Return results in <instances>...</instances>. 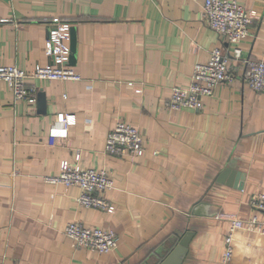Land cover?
I'll use <instances>...</instances> for the list:
<instances>
[{
	"label": "crops",
	"instance_id": "0c3cea01",
	"mask_svg": "<svg viewBox=\"0 0 264 264\" xmlns=\"http://www.w3.org/2000/svg\"><path fill=\"white\" fill-rule=\"evenodd\" d=\"M238 1L252 22L231 44L205 23L204 0H0V66L31 74L49 63L46 23L59 16L72 24L70 64L82 77L27 78L43 107L15 101L0 80V264H222L230 221L262 217L248 200L264 192V91L250 89L243 64L231 60L232 80L202 109L168 110L163 101L172 86H188L194 63L214 47L262 57L264 0ZM59 113L75 123L51 138ZM118 120L139 128V158L104 153ZM64 160L108 171L114 212L84 208L77 187L44 181ZM72 221L113 230L117 247H73L64 234ZM235 250L240 262L247 253Z\"/></svg>",
	"mask_w": 264,
	"mask_h": 264
},
{
	"label": "built area",
	"instance_id": "2783aa9c",
	"mask_svg": "<svg viewBox=\"0 0 264 264\" xmlns=\"http://www.w3.org/2000/svg\"><path fill=\"white\" fill-rule=\"evenodd\" d=\"M202 18L212 30L231 44H237L248 35L252 22V13L238 0H204ZM47 34L44 40V54L50 59L45 65H36L31 74L26 73L16 65L0 66V80L5 81L12 92L15 101L25 100L35 103L38 89L28 85L27 78L40 80H73L82 77L70 64V38L72 24L67 19L54 16L46 23ZM238 60L244 66L246 85L256 92L264 91V54L259 59L243 58L241 49L235 46L231 54L220 47H214L209 52L208 60L194 63L187 87L172 86L169 89L163 107L168 110L203 108L204 99L211 96L214 88L232 80L228 64ZM57 120L61 128L51 127L49 136L65 137L67 126L75 123L74 115L59 113ZM145 141L137 126L125 120L116 121L114 127L107 133L104 153L121 158L137 159L145 153ZM79 155H76L78 160ZM48 184L61 185L64 188L75 186L79 189L77 203L84 208H95L112 213L115 206L105 196L113 188V180L106 169L81 167L79 164L60 162L58 172L44 177ZM248 204L262 217L253 215L249 219H232L224 235V252L222 264H264V192L251 196ZM64 234L75 248L92 250L100 254L108 253L117 247V238L113 230L84 227L78 222H68ZM235 234L250 235L246 247L249 249L244 259H235ZM260 241L259 244L255 243ZM253 249L259 252L247 256Z\"/></svg>",
	"mask_w": 264,
	"mask_h": 264
},
{
	"label": "water",
	"instance_id": "95a60500",
	"mask_svg": "<svg viewBox=\"0 0 264 264\" xmlns=\"http://www.w3.org/2000/svg\"><path fill=\"white\" fill-rule=\"evenodd\" d=\"M75 37H74V32L71 27V38H70V49H71V56H70V62L74 60V55H75ZM45 103V96L43 92L37 93V105L40 107H43Z\"/></svg>",
	"mask_w": 264,
	"mask_h": 264
},
{
	"label": "clouds",
	"instance_id": "9594fccd",
	"mask_svg": "<svg viewBox=\"0 0 264 264\" xmlns=\"http://www.w3.org/2000/svg\"><path fill=\"white\" fill-rule=\"evenodd\" d=\"M233 241L235 242L236 248L240 252H248L249 249L246 247V244L248 243L247 238L240 235V234H235L233 236ZM255 243L259 244L260 241H256Z\"/></svg>",
	"mask_w": 264,
	"mask_h": 264
}]
</instances>
